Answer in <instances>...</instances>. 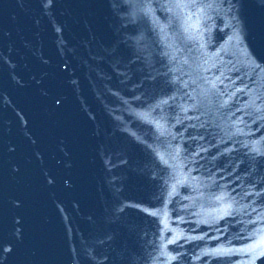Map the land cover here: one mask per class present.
Listing matches in <instances>:
<instances>
[{
  "label": "water",
  "instance_id": "water-1",
  "mask_svg": "<svg viewBox=\"0 0 264 264\" xmlns=\"http://www.w3.org/2000/svg\"><path fill=\"white\" fill-rule=\"evenodd\" d=\"M262 252L264 0H0V264Z\"/></svg>",
  "mask_w": 264,
  "mask_h": 264
},
{
  "label": "snow or ice",
  "instance_id": "snow-or-ice-1",
  "mask_svg": "<svg viewBox=\"0 0 264 264\" xmlns=\"http://www.w3.org/2000/svg\"><path fill=\"white\" fill-rule=\"evenodd\" d=\"M49 4L51 3V0H48ZM49 183H51V181H49ZM151 215H155L156 213H150ZM171 242V241H170ZM260 245L257 244L255 247H259ZM251 250V249H249ZM4 251L8 252V251H11V249H4ZM230 251V250H229ZM261 254H264V252H262ZM251 264V262H250Z\"/></svg>",
  "mask_w": 264,
  "mask_h": 264
}]
</instances>
